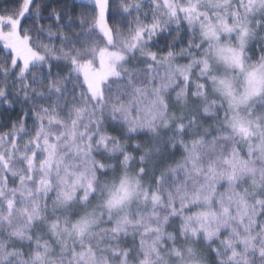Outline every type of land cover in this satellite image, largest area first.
Masks as SVG:
<instances>
[{"label":"snow or ice","instance_id":"snow-or-ice-1","mask_svg":"<svg viewBox=\"0 0 264 264\" xmlns=\"http://www.w3.org/2000/svg\"><path fill=\"white\" fill-rule=\"evenodd\" d=\"M0 9V264H264V0Z\"/></svg>","mask_w":264,"mask_h":264},{"label":"trees","instance_id":"trees-1","mask_svg":"<svg viewBox=\"0 0 264 264\" xmlns=\"http://www.w3.org/2000/svg\"><path fill=\"white\" fill-rule=\"evenodd\" d=\"M86 2L87 0H53V3H59L62 6L64 4H67L69 7H71L72 5H76V7L73 8L74 13H78L80 11L79 5L81 3H86ZM13 3L14 0H0V9L11 7Z\"/></svg>","mask_w":264,"mask_h":264}]
</instances>
